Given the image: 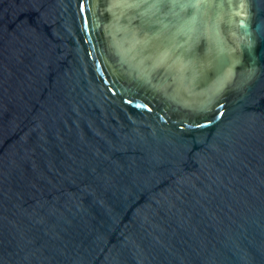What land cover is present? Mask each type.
<instances>
[{"label":"water","instance_id":"1","mask_svg":"<svg viewBox=\"0 0 264 264\" xmlns=\"http://www.w3.org/2000/svg\"><path fill=\"white\" fill-rule=\"evenodd\" d=\"M0 264H264V0H0Z\"/></svg>","mask_w":264,"mask_h":264}]
</instances>
